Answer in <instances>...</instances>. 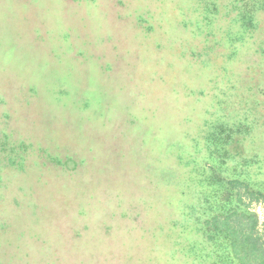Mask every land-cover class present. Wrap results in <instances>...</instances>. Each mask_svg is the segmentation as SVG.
<instances>
[{
	"label": "rangeland",
	"instance_id": "374dc122",
	"mask_svg": "<svg viewBox=\"0 0 264 264\" xmlns=\"http://www.w3.org/2000/svg\"><path fill=\"white\" fill-rule=\"evenodd\" d=\"M164 1L0 0V148L21 162L0 170V264H169V221L208 202L264 239V14L235 33L234 0H196L210 15L186 29ZM219 119L256 132L217 157Z\"/></svg>",
	"mask_w": 264,
	"mask_h": 264
},
{
	"label": "trees",
	"instance_id": "16d2710c",
	"mask_svg": "<svg viewBox=\"0 0 264 264\" xmlns=\"http://www.w3.org/2000/svg\"><path fill=\"white\" fill-rule=\"evenodd\" d=\"M164 2L168 5L166 6V11L170 12L167 8H170L172 11L171 14H168V19L173 20L172 22L174 23L182 24L186 29L199 25V16L202 15V17L205 18L202 19L206 20L208 15H210L211 7H209L207 2L204 4V7H201L200 3L199 8H197L196 0H188V4L191 2L188 7L186 5L182 6V4H180L181 0H165ZM232 4L234 11L237 10L238 15L232 18V23L235 22L238 24L236 25L233 23L236 28H238V31L235 33L241 31L244 34H249L258 29L255 24L257 21L259 22V16L257 13L261 12L264 14V0H234ZM250 6L253 8L252 10H249ZM194 10H197L198 12L196 11L192 13ZM162 12L164 11L162 10L159 13ZM185 16H187V19L184 21ZM154 19L158 20L159 18ZM149 107L152 106L149 104ZM208 113L209 112H207V114ZM227 126L228 125L224 123V121L219 119L217 121H212L211 125L207 127V129L213 130L212 133L210 132L207 136V138L212 139L210 143L214 146L213 153H216L217 157L220 158L226 156L225 148L231 144V141L239 142L242 140L238 137H234V134L246 133L250 136L256 132L255 124L253 122L239 123L233 127L230 126V129ZM227 130H229V133L227 135H222V133ZM18 154V151L14 148L11 150L0 148V170L7 168L8 172L11 170L17 171L21 164V162L17 161V158H19ZM247 180L251 182L252 176H248ZM253 184L256 189H251V194L257 195L256 199H264V181L260 182L253 178ZM209 185L213 186L211 183ZM200 186L202 185L200 184ZM177 188L178 187L175 183L170 186L167 190L171 192L170 197L175 196L178 193ZM188 190L190 191V188ZM208 203L210 206L213 204L214 208L212 209H215V213L212 212V215H208L204 222H200V219L192 214H189L188 217L186 216L180 221L178 220V222H175L172 219L169 221V226L167 228L173 233L172 235L175 236L176 234L177 239H184V241L178 243L175 242L177 245H180V248L174 249L170 257L171 259H169L171 261L169 264H176L177 261L175 257L178 254H182L187 258V261L184 262V264L189 263V258L194 260L196 257H200V255L197 254L200 250L198 249V243L205 247L211 245L213 248V255H210L211 259L215 257L218 259V261L216 260L215 262L209 260L206 263V261H203V264H218V262L224 264V260H226V262L228 261L229 264H264V239L260 240V238L256 237L254 233L258 223L256 216L253 213H249L246 209L238 211V206H234L230 210L232 213L227 214V212L221 211L226 204L220 203L222 208H216L215 203ZM191 208L190 210H193ZM182 214L185 215V213ZM172 235L167 233L166 236L167 238H171L173 237ZM162 236L164 235H161V240H159L161 241L160 243L165 241L162 239ZM195 254L196 257L193 258ZM151 255L152 254L148 253L147 259L152 260L153 258ZM3 257L4 256H2L1 259H3ZM154 257L158 258L156 256ZM207 257L210 258L209 255Z\"/></svg>",
	"mask_w": 264,
	"mask_h": 264
}]
</instances>
